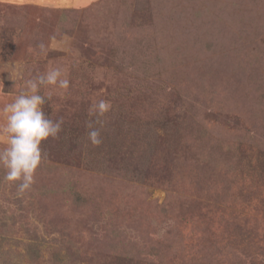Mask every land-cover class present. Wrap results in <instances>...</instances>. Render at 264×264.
Wrapping results in <instances>:
<instances>
[{
	"label": "rangeland",
	"instance_id": "obj_1",
	"mask_svg": "<svg viewBox=\"0 0 264 264\" xmlns=\"http://www.w3.org/2000/svg\"><path fill=\"white\" fill-rule=\"evenodd\" d=\"M52 67L62 130L28 190L0 168V264H264V0H0V108Z\"/></svg>",
	"mask_w": 264,
	"mask_h": 264
},
{
	"label": "clouds",
	"instance_id": "obj_2",
	"mask_svg": "<svg viewBox=\"0 0 264 264\" xmlns=\"http://www.w3.org/2000/svg\"><path fill=\"white\" fill-rule=\"evenodd\" d=\"M63 71L60 67H52L34 79L27 80L26 91H21L12 102L0 108V117L3 118L0 137L4 143L0 147V168L4 170V181L18 182L19 192L28 190L34 183L35 171L43 158L42 142L48 138H58L62 130L63 119L54 121L43 111L46 98L39 90L41 86L68 89L69 80L61 78ZM47 98H51V93ZM110 108L109 102L100 100L92 104L89 115L100 117ZM93 123L89 121L87 124L88 138L93 145H99L102 142L100 130L93 127Z\"/></svg>",
	"mask_w": 264,
	"mask_h": 264
},
{
	"label": "trees",
	"instance_id": "obj_3",
	"mask_svg": "<svg viewBox=\"0 0 264 264\" xmlns=\"http://www.w3.org/2000/svg\"><path fill=\"white\" fill-rule=\"evenodd\" d=\"M28 249H30L33 252L34 255L36 254L35 255L36 259L39 258L40 255H39V253H37V250L35 248H33L32 244L29 245ZM64 257H65V255L61 258L59 254H58V256H57V254H53V258H52V262L51 263L52 264H68L67 258L65 259ZM12 264H15V262L12 263ZM37 264H43V263L38 262Z\"/></svg>",
	"mask_w": 264,
	"mask_h": 264
}]
</instances>
